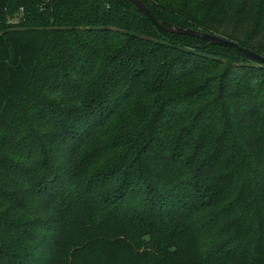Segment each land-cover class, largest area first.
Returning a JSON list of instances; mask_svg holds the SVG:
<instances>
[{
	"label": "trees",
	"instance_id": "16d2710c",
	"mask_svg": "<svg viewBox=\"0 0 264 264\" xmlns=\"http://www.w3.org/2000/svg\"><path fill=\"white\" fill-rule=\"evenodd\" d=\"M264 56V0H140ZM0 264H264V65L127 0H0Z\"/></svg>",
	"mask_w": 264,
	"mask_h": 264
},
{
	"label": "water",
	"instance_id": "95a60500",
	"mask_svg": "<svg viewBox=\"0 0 264 264\" xmlns=\"http://www.w3.org/2000/svg\"><path fill=\"white\" fill-rule=\"evenodd\" d=\"M131 5H133L139 13L144 15L157 29L163 31L167 34H178V35H187L191 37H196L201 40L207 41L212 45H218L227 48H234L241 54L245 55L249 59L256 61L264 65V56L255 53L247 48L239 47L237 44L228 41L227 39L221 38L213 34H206L199 31H194L191 29H182L176 26H167L162 21H158L150 14L149 10L143 5L140 0H127Z\"/></svg>",
	"mask_w": 264,
	"mask_h": 264
}]
</instances>
